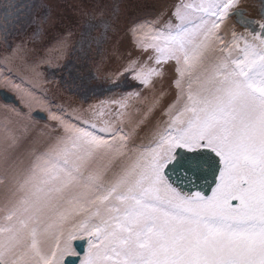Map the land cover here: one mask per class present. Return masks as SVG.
<instances>
[{"label":"snow or ice","instance_id":"1","mask_svg":"<svg viewBox=\"0 0 264 264\" xmlns=\"http://www.w3.org/2000/svg\"><path fill=\"white\" fill-rule=\"evenodd\" d=\"M239 3L179 0L167 21L130 25L152 65L124 73L152 89L156 65L175 72V99L139 139L155 96L54 107L19 48L0 56L19 102L0 105V264H264V13L247 20Z\"/></svg>","mask_w":264,"mask_h":264},{"label":"flooded vegetation","instance_id":"2","mask_svg":"<svg viewBox=\"0 0 264 264\" xmlns=\"http://www.w3.org/2000/svg\"><path fill=\"white\" fill-rule=\"evenodd\" d=\"M96 2L97 0L94 1ZM178 2L179 0L171 2L172 11ZM44 4L45 0H0V48L1 52L7 54L11 53L12 49L19 48L20 54L25 56L30 64L37 66V71L41 74V84H45L49 89L42 95L47 97L52 106L69 109L72 104L82 108L100 100L119 98L129 92H139L148 101L155 96L158 102H163L164 107L168 105V101L163 97L169 87L168 83L163 86V78L167 76L164 69H161V77L153 78V88L148 89L134 80L130 73H124V69L131 60L137 61V64L147 62L150 66L152 63L131 53L122 57L120 49L114 51L115 55L118 54L116 59H119V65L112 68L109 63L108 33L111 20H114L111 17L116 18L119 11L118 0H113L106 10L101 6L95 14L82 16L72 30L66 33L61 32V28L58 30L55 25H47V7ZM14 5L16 7H10ZM22 10L25 11L24 15L19 14ZM102 21L108 24L106 31ZM61 33L63 34L60 37ZM31 43L33 47L25 49ZM2 55L3 53L0 54ZM156 67L161 68L159 65ZM119 81H122L123 85L126 84L127 89L120 91L113 87ZM0 101L2 105L12 104L1 97ZM140 105L136 104L135 107ZM37 120L44 124L51 123L39 118ZM150 121L153 119L149 118L147 124L142 125L138 132L144 134ZM81 245L86 247L85 242ZM72 260L76 258H67L68 264H71ZM76 264H79L78 260Z\"/></svg>","mask_w":264,"mask_h":264},{"label":"rangeland","instance_id":"3","mask_svg":"<svg viewBox=\"0 0 264 264\" xmlns=\"http://www.w3.org/2000/svg\"><path fill=\"white\" fill-rule=\"evenodd\" d=\"M113 0H107V2L103 5L105 10L110 7V4ZM173 0H118V7L119 11L116 14V18L114 20H117L116 26L119 30L118 37H111L113 38V41H110L108 44V60L111 64L112 68L117 67L120 63L118 61L119 59H116L114 57L115 49H120L122 53V57H124L127 53L134 54L136 57H138L141 60H147L148 62L152 63L151 60L148 59L149 56L152 55L151 50L143 51L141 49H138L135 44L132 42L131 35L129 33V27L134 22L143 21L148 18H155L159 13L163 12L164 15L161 18V22L167 21L169 18H171L172 10L170 9V4ZM100 1L97 0L96 3H94V0H45V6L47 7L46 10L49 11V15L47 16V25L49 27L56 26L59 30L61 28V32L66 33L67 31L72 30V27L76 25L78 20L86 15V14H95L98 10L100 5ZM43 7V6H42ZM44 8V7H43ZM233 21L231 18L227 21V26L231 27L233 25ZM54 26V27H55ZM56 28V29H57ZM237 31L240 32V30L235 27ZM60 37L62 36V34ZM33 47L32 43L31 45H27V48ZM2 48H0V54L3 53V55H6V52H1ZM117 51V50H116ZM161 69H164L165 76L163 79H165V84L168 83L169 87L166 91V93L163 95L164 100L168 101V104L171 103L175 99V88L173 86L172 77L175 79V72H174V62H169L164 65H159ZM45 85V84H44ZM43 84H41L42 94L48 92V88H46ZM162 104V105H161ZM0 105H2L0 101ZM166 106V105H165ZM164 107L163 102H158V105L155 109V111L152 113V115L149 117L153 119V121H150L148 123V126L150 127L152 123H154L157 119H162L161 115V108ZM167 107V106H166ZM72 108H81L76 107L75 105H72L69 107V109ZM142 112L146 109V104H141L138 107ZM165 108V107H164ZM40 126H43L44 123L39 122ZM139 132V135L137 139H139L140 136H142ZM28 147V141H24L21 145L20 149L17 151L19 153L24 152V150Z\"/></svg>","mask_w":264,"mask_h":264},{"label":"water","instance_id":"4","mask_svg":"<svg viewBox=\"0 0 264 264\" xmlns=\"http://www.w3.org/2000/svg\"><path fill=\"white\" fill-rule=\"evenodd\" d=\"M10 7L14 8V7H16V5L10 6ZM238 10L242 11L243 17L247 20H251V21L260 20L262 18V13H264V0H255V8L253 10L247 9L245 6H239ZM251 15H256V17H252ZM231 18H233L235 22L238 19L236 16H232ZM237 24L244 30V28L241 24H239V23H237ZM9 26H10V24H9ZM250 27H255V25H251ZM0 97L6 102L16 103L17 106H19V102L17 101L16 97L13 95L12 92H10L7 89L0 88ZM23 110L25 111L27 109H23ZM33 114L35 115L36 118H39L42 120H48V115H47V112H45V111L35 110ZM77 242L78 241L75 242V245L77 246V248L79 250H81V249L83 250L84 247H82V248L79 247L78 246L79 243H77Z\"/></svg>","mask_w":264,"mask_h":264},{"label":"bare ground","instance_id":"5","mask_svg":"<svg viewBox=\"0 0 264 264\" xmlns=\"http://www.w3.org/2000/svg\"><path fill=\"white\" fill-rule=\"evenodd\" d=\"M94 1H96V0H94ZM99 1L101 3L100 4L101 6H103L107 2V0H99ZM239 6H245L247 9L253 10L255 8V0H240ZM45 12L47 13V16H48L49 11L46 10ZM24 13H25V11H23V10L21 12H19L20 15H24ZM47 16H46V19H47ZM251 16L256 17V15H251ZM111 18L114 19L113 17H111ZM232 20L235 23V27L238 28V25L234 21L233 18H232ZM116 22H117V20H111V28H109V33H108L109 39L107 40V42L113 41V38L111 39V37H114V39H115V37H118V35H119V30L117 29ZM117 56H118V54L116 53V55H114V57H117ZM113 87L118 88V90H120V91L127 89L126 84L123 85L122 81H119L118 83L114 84Z\"/></svg>","mask_w":264,"mask_h":264}]
</instances>
